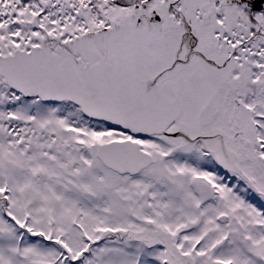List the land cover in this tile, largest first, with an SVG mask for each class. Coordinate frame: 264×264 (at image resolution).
Wrapping results in <instances>:
<instances>
[{"label":"snow or ice","instance_id":"obj_1","mask_svg":"<svg viewBox=\"0 0 264 264\" xmlns=\"http://www.w3.org/2000/svg\"><path fill=\"white\" fill-rule=\"evenodd\" d=\"M0 264H264V0H0Z\"/></svg>","mask_w":264,"mask_h":264}]
</instances>
